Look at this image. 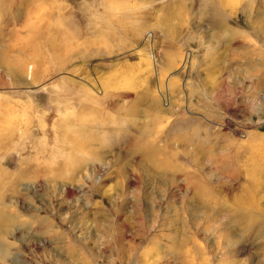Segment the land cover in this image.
<instances>
[{
    "label": "rangeland",
    "instance_id": "1",
    "mask_svg": "<svg viewBox=\"0 0 264 264\" xmlns=\"http://www.w3.org/2000/svg\"><path fill=\"white\" fill-rule=\"evenodd\" d=\"M0 247L264 264V0H0Z\"/></svg>",
    "mask_w": 264,
    "mask_h": 264
},
{
    "label": "bare ground",
    "instance_id": "2",
    "mask_svg": "<svg viewBox=\"0 0 264 264\" xmlns=\"http://www.w3.org/2000/svg\"><path fill=\"white\" fill-rule=\"evenodd\" d=\"M0 248L2 249V248H4V247H0ZM0 253H1V254H2V253H5V250H2V251L0 250ZM6 255H8V254H6Z\"/></svg>",
    "mask_w": 264,
    "mask_h": 264
}]
</instances>
